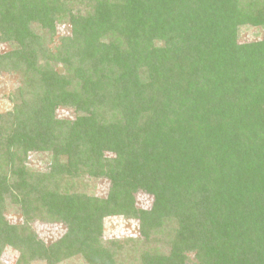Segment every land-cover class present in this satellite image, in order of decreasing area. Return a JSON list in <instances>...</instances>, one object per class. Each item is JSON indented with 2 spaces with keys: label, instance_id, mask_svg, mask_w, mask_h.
I'll list each match as a JSON object with an SVG mask.
<instances>
[{
  "label": "trees",
  "instance_id": "16d2710c",
  "mask_svg": "<svg viewBox=\"0 0 264 264\" xmlns=\"http://www.w3.org/2000/svg\"><path fill=\"white\" fill-rule=\"evenodd\" d=\"M4 74L0 262L264 264V0H0Z\"/></svg>",
  "mask_w": 264,
  "mask_h": 264
},
{
  "label": "rangeland",
  "instance_id": "374dc122",
  "mask_svg": "<svg viewBox=\"0 0 264 264\" xmlns=\"http://www.w3.org/2000/svg\"><path fill=\"white\" fill-rule=\"evenodd\" d=\"M68 31L65 27H59V35H65ZM253 33L245 32L243 34V40H252ZM19 81L17 78L4 74L0 77V114L6 113L12 109V103L10 102L9 96L17 89ZM58 115H65L71 117V114L58 112ZM42 162L40 158L36 159L32 163V167L44 170V165L39 163ZM97 194L100 197H106L109 190L108 181H101L98 183ZM138 204L143 208H148L151 205V197L146 195L138 196ZM6 217L12 224H21L23 222L21 215L15 210L11 209L6 213ZM33 229L37 232L40 238L47 244H51L59 240L65 233L66 229L62 224H44L41 222H35ZM138 235V223L133 221H126L121 218H112L106 221L105 236L107 239H127L136 237ZM17 253L12 249L8 248L2 257L0 264H14L17 259ZM44 264V263H35ZM69 264H76L71 262ZM78 264V263H77Z\"/></svg>",
  "mask_w": 264,
  "mask_h": 264
}]
</instances>
